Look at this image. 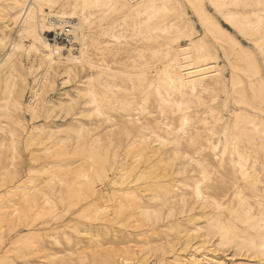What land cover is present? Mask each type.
I'll list each match as a JSON object with an SVG mask.
<instances>
[{
	"label": "bare ground",
	"instance_id": "bare-ground-1",
	"mask_svg": "<svg viewBox=\"0 0 264 264\" xmlns=\"http://www.w3.org/2000/svg\"><path fill=\"white\" fill-rule=\"evenodd\" d=\"M2 3L3 17L15 25L18 40L6 43L0 37V45L6 43L0 64L10 62V71L15 72L14 52L25 50L33 51L39 59L37 65L29 66V73L42 68L41 74L34 75L30 99L23 104L31 119L37 118L40 111L49 117L54 109V104L40 99L45 87L52 86L49 71L60 68L67 79L76 67L87 71L84 86L76 87V96L82 95L87 107L78 113L89 117L92 128L97 130L100 126L104 130V157L118 163L113 177V182L119 184L116 190H136L124 199L117 195V200L111 203H108L111 199L99 195L100 205L92 209L95 214L105 221L127 212L147 218L149 207L166 206L169 220L161 226L168 232L157 234V242L163 245L157 246L163 254L169 252L172 261L160 257L156 261L161 264H264V79L259 78L256 54L215 16L219 14L225 24L252 41L264 65V0H0ZM185 7L201 27L202 35ZM250 7L255 8L247 11ZM64 23L71 26L69 48L50 42L43 34ZM217 48L232 72L228 78L232 95L225 88ZM216 92H222L225 98L216 106L207 105L203 95H212V102H216ZM75 101L70 97L67 103L72 106ZM20 104L14 98L13 105L20 107ZM198 106L207 108L208 114L199 116L198 108L195 109ZM66 109L71 111L69 106ZM223 110L227 112V120ZM81 123L75 126L77 129L74 127L76 133L86 128ZM44 127L35 126L36 131L29 132L28 141L38 138L44 143L46 140L42 142L39 138ZM96 136L90 138L91 143L97 141ZM49 144L44 153L55 151L56 143L54 147ZM158 163L164 167L150 171ZM79 176L86 177V171H80ZM85 182L88 191L95 193L92 180ZM15 193L8 189L0 197ZM45 202L49 204L46 211L38 210L36 217L54 212L55 205L48 198ZM161 219L160 214L155 215L157 222ZM77 227L72 226L76 233L80 228ZM64 236L68 244L77 248L80 239L76 235L65 232ZM49 237L27 250L26 262L98 261L86 263L80 251L65 257L61 255V237L54 234ZM192 237L198 239L195 250L179 253L178 248L186 246ZM176 244L178 247L174 249ZM164 245L168 247L163 250ZM67 247L66 250L72 249L71 245V249ZM228 250L229 258L238 255L243 258L224 259L221 252ZM127 251L128 257L121 255V262L116 264H128L134 258L136 262L129 264H143L132 247Z\"/></svg>",
	"mask_w": 264,
	"mask_h": 264
},
{
	"label": "rangeland",
	"instance_id": "rangeland-1",
	"mask_svg": "<svg viewBox=\"0 0 264 264\" xmlns=\"http://www.w3.org/2000/svg\"><path fill=\"white\" fill-rule=\"evenodd\" d=\"M208 8L210 11H213L209 6ZM254 8L255 7L247 8V11H251ZM4 9L2 3L0 5V37L6 43L12 40L17 41L18 37L15 32V25L9 22L7 18L3 17ZM186 9L185 10L188 13L187 16L194 21L197 29L202 35L203 31L201 27L196 22V19L192 16L189 9ZM56 11L57 9L54 10V12ZM215 16L223 27H226L232 35L237 37L242 45L250 50L252 49L251 51L256 54L257 60L259 59L258 63L261 71L259 78L264 79L262 57L254 43L249 39L247 40L242 37L236 30L225 24L219 14H215ZM40 33L41 35L44 34V36L47 35V32L42 34L40 31ZM49 41L54 43L51 40ZM6 43L0 45V58L6 51ZM59 44L66 48L72 46L70 43ZM74 47L78 46L75 45ZM217 50L220 58L218 59V64L226 83L225 88L227 92L232 95V89L228 80L232 72L224 63L220 48H217ZM18 51H15V54L12 57V62L16 70L15 72L12 73L10 71V62L3 61L0 64V195H3L8 189L15 190L16 192L15 195L10 197L7 196L8 194L0 197V211L3 212V216L0 217V223H2L0 224V236H2L0 238V264H34L26 262L27 250L38 242L40 243L41 241L49 239L50 234H54L57 237L59 236L58 238L61 237L59 239L61 241V255L71 257L80 251L81 255H85L83 257L80 256L86 260V263H90L92 260L97 261L96 259H98L95 264H116L117 262H121V255L128 257V254L130 253H128L127 249L131 247L134 249L136 258L143 260V264H152L156 262V264H161V262L156 261L160 257H167L166 261H168V258L169 261H172L170 253L166 252L163 254L162 249L159 248L160 245H163L157 242V234H159L160 231L164 230L165 232H168V230H165L167 228L161 226V224L167 223L169 220V218H166V206L149 207L147 218L137 214V212L134 214H129V212H127L124 216L112 219L111 221L101 219L99 214H95L92 211L93 208H97L98 205H100L101 199H98L99 195L105 196L107 200L111 199V201H108V203H111L117 200V195L124 199L126 196H132L135 194L136 190H116V188L119 187V184L113 182V177L116 173L118 163L113 164L108 157H106V159L104 157L105 136L102 133L104 130L100 126H98L99 128L97 127V130L92 128L89 117H87L86 114L78 113L81 109L86 110L87 107L83 104L84 97L82 95L76 96V87L84 86V76L87 71L81 69L78 70L76 67L73 69V73L68 75V79L67 75L62 73L60 68L55 69L56 72L52 70L49 71L48 78L52 82V86L45 87V91L40 94V99L44 102H49L48 104H54V109H52L50 113V118L45 117L43 112L40 111L37 118L31 119V115L27 110L26 105L23 104H26L27 100L30 99L31 86L34 84L33 80L37 75L41 74L42 68L36 72L29 73V66L37 65L39 59L35 57L33 51H30L29 53L25 50ZM3 63L5 65H3ZM126 69H128V67H126ZM35 74L36 76L34 77ZM74 75L75 77H73ZM6 77L9 78L7 83H5ZM242 77L246 83L247 79L244 76ZM64 80L65 82H63ZM75 81H77V83ZM245 87L248 91L247 84H245ZM216 93L218 95L216 102H212V95H203V97L205 96L204 98L206 99L207 105L216 106L223 98H225L222 92ZM68 95L76 100L72 106L67 103L70 98ZM208 96L210 97L208 98ZM248 96L250 97L249 91ZM14 98L21 103L20 107H15V105H13ZM68 106L71 109V111L68 109L70 111L69 113H67L68 110L66 109ZM195 109L198 111L199 116L208 114L206 110L207 108L205 109L198 106ZM224 111L225 110H223L222 113L227 120L228 115L227 112ZM68 120L72 123H68ZM78 123H81V125H85L86 127H84L85 129H83L80 134L76 133V127H79L80 125ZM68 124L71 126L73 125V128L76 126V129L74 128V130H72L73 128L71 129ZM42 125L45 127L40 133L39 138L42 142L46 140L44 141L45 144L40 143L38 138L28 141L29 132H35L36 130L34 127ZM61 126L63 127L60 128ZM200 128L201 130L204 129L203 127ZM50 130L52 131L51 133ZM91 130L92 132H95L90 133ZM203 131L208 133L207 129ZM101 133L102 137L100 136ZM96 134H98V136H96ZM92 135L96 136L95 139L97 138V141H94V143H91L94 139ZM90 138L92 140H90ZM55 143L56 145H59L56 146ZM47 144L50 146L55 145L56 148L55 151H53L55 154H52L53 152L51 154L44 153L43 150L48 146ZM89 144L93 145V147ZM89 146L93 152L90 150ZM88 148L89 150H87ZM88 151L92 152L91 158H89L90 152ZM162 167L164 166L158 163L155 164L150 171L153 172ZM46 168H48V170L50 169L49 171L56 176L53 177L49 171L45 170ZM56 170L57 172H55ZM80 171H86V177L79 176ZM76 180H78L79 183L75 185L74 182ZM85 180H92L95 193L91 194L88 191ZM81 185L83 186L81 187ZM260 186L262 187V184H260ZM78 189L82 193L77 192ZM59 190L60 193L58 192ZM112 191H114V193ZM110 193H113L114 195ZM46 198H48V201L51 204L55 205L54 212L52 214L46 213L47 215L45 214L36 217L35 213L38 210L41 212L46 211L45 208L49 205L45 202ZM29 206L31 207L29 208ZM15 208L16 212H12ZM157 214L162 216V221L160 220L157 222L155 220V215ZM73 225H76V227L78 226L77 228L80 227L78 233L73 231ZM84 228H86V230ZM84 230L86 235L81 234L84 233ZM51 231L52 233H50ZM64 231L70 235H76L77 239H80V241L81 239L83 240L82 243L79 241V246L77 245V248H75L72 243L68 244L67 240H64L63 238L65 237ZM137 232H141V235L135 236ZM87 235L88 237L90 235V237H93L94 239H89L86 237ZM171 237L173 238V236ZM174 240L176 239H173V241ZM197 243L198 239L192 237L186 246L178 248L177 251L182 255L187 252H193ZM62 244L64 249L62 248ZM70 245L72 249L74 248L73 250L70 248ZM157 245H159V247ZM66 247L71 250H66ZM167 247L168 246L164 245L163 250ZM177 247L178 244L174 246V249ZM104 249H107V252ZM63 250H65V252ZM104 251L106 253H104ZM229 252V250L227 252H221L224 259L243 258L239 255L238 257L233 256V258H229ZM32 255L34 256L35 254ZM96 255L104 260L105 263L97 258ZM6 258H8V260H6ZM3 259H5V262ZM107 259H110V262ZM135 262L136 259L134 258L128 261V264Z\"/></svg>",
	"mask_w": 264,
	"mask_h": 264
},
{
	"label": "built area",
	"instance_id": "built-area-1",
	"mask_svg": "<svg viewBox=\"0 0 264 264\" xmlns=\"http://www.w3.org/2000/svg\"><path fill=\"white\" fill-rule=\"evenodd\" d=\"M52 20L54 21V23H57V20L55 18H52ZM46 38L55 43H70L72 39L70 24L64 23L61 26L56 25V28H54V30H52L51 32H47Z\"/></svg>",
	"mask_w": 264,
	"mask_h": 264
}]
</instances>
